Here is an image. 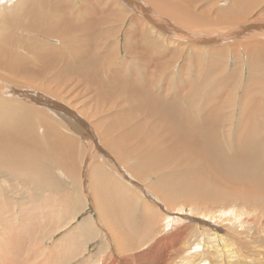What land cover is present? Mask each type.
I'll list each match as a JSON object with an SVG mask.
<instances>
[{"label":"rangeland","instance_id":"rangeland-1","mask_svg":"<svg viewBox=\"0 0 264 264\" xmlns=\"http://www.w3.org/2000/svg\"><path fill=\"white\" fill-rule=\"evenodd\" d=\"M80 1L82 2L83 0H79L76 6L74 3H71V6H68L67 4L64 10L69 9V12L71 10L77 12V6L80 5L81 8L78 11L80 12L79 15L82 14L85 20L88 18L87 22H89L88 24L92 28V30L90 28L92 33L89 32L91 33L89 34V39H91V41L86 42L87 44L85 43L86 49L82 48L85 52V59L83 60L85 61L84 69L88 68V73L83 72V77L82 75L79 76L81 73L76 72V69L74 68L72 74L73 79H71L74 88L68 90L69 92L67 95L66 93H63L64 99L54 98L55 102L57 101L56 104H59L58 106L62 107H60L61 111L64 107L65 111H62L61 113L66 115L65 118H67L69 124H71V126L67 125V120L65 121L66 124L63 123L64 127H61V131L64 133V137L61 138V141L58 140V148L55 149V151H58L56 152L57 156L54 155V157H56L59 161H57V167L52 170V173L56 183L51 188L43 185L37 190H35L34 186H23V194L19 195L18 198H15L13 193L16 190H10V187L17 189L12 180L10 179L11 181L5 182L2 180V177H0V185L5 186L3 189L4 193L14 198L10 199L9 202L6 201L1 204L2 208H5L7 212L4 211L5 216L2 220H0V224L2 226H0V228L3 229L4 227L3 230L1 229L3 232L0 230L2 235L0 236L3 239L0 240V242L5 248L8 247V245L5 244V242L9 241L6 239L8 235L4 239V233H10L11 236H15L16 238L14 242L17 243L16 245L18 246V249H16V247L8 248L9 253L7 255V261L9 264L12 263L11 257L14 256V254H16V256L19 254L17 257L19 258L20 263L18 264H46L47 262L48 264H57L59 261V264H101L102 262H104V264L105 262L106 264H149L146 260H144V257H141L146 251H149L146 252L145 255L151 259V263L157 264L159 263L157 257L160 253L155 249V243H153L154 237L150 233V225L152 221L163 220V218L168 214L169 208L171 218L173 219L172 222H176L179 225L172 227V229L170 228L167 234L164 235H167L168 237L170 233H172V236L175 232L178 233L181 229H185L186 236H189V230L195 228L196 226L200 227L206 224L208 225L206 226L207 228L213 227L208 223L212 221L210 220L208 214L210 209L211 211L219 210V215L223 217L229 209L238 206L243 207L245 205V202L242 200H237V202L233 205H212L211 202L213 201V196L211 193L217 191L216 193L230 194L232 187L239 185L243 186V189H245V187L247 188L253 186L257 189V191L264 195V185H257L255 181H251L249 183L246 182L247 177L252 176L256 169L249 166L246 167V165H243L244 162L242 161L239 162V160L244 157L237 150V146L240 144L239 142L242 141L240 137H243L242 134H237L238 130L240 129L241 131L242 128L245 127V120L244 118L242 119V117H245L246 119L247 117H249L248 119L251 117L249 121H246V125L250 124V126L247 125L246 128L248 130H253L251 131L253 132L252 134H256L257 130L255 127L264 122V92H262L264 91V80L260 81L257 85H250V88L257 86L255 88L256 91L259 89L258 85L263 84V87H261L256 93V95L259 93L257 96H255L254 91H245V86H247L248 81L247 69L249 67V59L247 54L248 51L245 48L246 44H242V42L246 40L249 42V40L256 34L263 32L264 23H243L242 18L244 21V18L248 15H252L253 13L256 14L252 15V17H261V15L264 16V0H255L257 2L255 4L252 3L253 0H245L246 3L244 2L245 4L243 3V5L237 2V5L234 8L230 7L232 6L230 4L234 2L233 0H211V3H214L213 5H210V0H191L192 7L183 8V17H185L184 21H187L188 23L189 20L192 24H195V27L202 28L204 31H196L191 28H183L182 31L176 29L178 30L176 32L180 34L177 36H181L180 40L183 43L177 47H173L174 45L164 42L162 37H156L157 34L153 32L146 23L148 21L147 19H149V21L152 20L153 22H160V19L163 18L162 16L164 15V32L166 33V31H168L169 33L171 30L174 31V27L173 29L172 27H168L169 29L166 28V25L170 23V21L168 20V23H166V15L163 12L160 13V9L158 10V6H160V4L162 6L164 0H162V3H157L159 0H84L81 4ZM134 2L136 8L133 6ZM192 3L194 5H192ZM205 4H207V6ZM215 4L216 7L214 6ZM121 5L125 7V9L121 7ZM139 5L143 7H140ZM204 5L207 8H205ZM145 6L146 8L148 7V11ZM82 7L86 8H83L82 10ZM196 7H199L200 9L198 10ZM208 7L211 11L213 9L214 17H210L209 15L204 17V15L209 13ZM90 8H92V10ZM128 8L129 10H127ZM85 9H87V11ZM138 9H140V11ZM143 9L146 10L144 11ZM189 9L192 10L194 15L191 14V12L189 13ZM193 9L197 10L193 11ZM215 9L216 12H214ZM201 10L203 11L201 12ZM235 10H237L236 13ZM141 11L143 12L141 13ZM197 11L200 12L198 13ZM211 11L210 13H212ZM195 12H197L198 15H195ZM229 12H231L230 15ZM248 12L250 14H248ZM145 15H148L149 18H145ZM225 15H227V18ZM131 16L133 17V20L131 19ZM240 16L241 18H239ZM74 17H71L70 20L76 21V18ZM215 17H217V20L220 19H218V17H223L221 19L222 22L227 20L229 25L228 23H224L228 25V28L226 27V30L221 31L219 29L223 26H220L219 29H217L218 31H215L214 33L208 32L206 30L208 26L211 29L218 28L215 23ZM231 17L235 20L241 19V22H237L238 25L236 23L232 24L234 19ZM197 18H199V21ZM262 18L264 19V17ZM200 20H203V22ZM208 22H212V24L209 25ZM150 23L153 25L152 22ZM140 24L144 25L141 26ZM203 24L205 28L203 27ZM143 26H145V28ZM127 28L130 30L126 32ZM141 28H144V31L143 29L141 30ZM261 28H263L262 31H259ZM188 30H191L192 33H186ZM124 33L128 34L126 35ZM198 34L199 36H197ZM124 36L127 37L125 38ZM108 37L109 39H107ZM209 37L217 38L211 39ZM193 41H195V43ZM115 43L118 47L117 45H114ZM182 45L183 48L185 46L184 49L181 48ZM60 46L61 43L57 45L56 51L60 48ZM113 49L114 51L116 50L115 53ZM259 50L261 51L258 53L260 59L254 57V63L258 67L256 70L259 76L264 77V72H262L261 69V67L264 66V54H262L264 53V47H258L257 50L254 49L253 52L256 53ZM77 60L79 61V57L76 55L74 63H71L72 67L81 65L80 61L75 63ZM107 69H109L108 72ZM110 69L112 71H110ZM107 73H109V75ZM85 74L87 77L84 76ZM102 77H104L105 80ZM111 77L114 78V80L110 81L112 79ZM99 78H101V80H99ZM132 83L133 85H136L134 87L136 92L134 88H132ZM103 84L109 89L104 87ZM112 85L114 88H112ZM129 86L132 87L130 88ZM141 90H143V92H141ZM128 91H132L133 93H128ZM149 91L151 95L149 94ZM166 91H168V93ZM245 92L246 103L252 102L255 98L256 102L254 101V103H257V107L259 106L260 110L258 111L255 104H250L252 108L256 109V112L254 113L255 115L248 116L249 112H246V110L251 108L249 104L244 102ZM260 92H262V94ZM99 93L102 94L99 95ZM142 93L145 94V97ZM260 94L262 96H260ZM146 97L149 98L150 101H148L149 99ZM140 102H143V105L145 106H143ZM243 103L248 109L243 107ZM151 105L154 106L152 107ZM157 105L159 107H156ZM166 107H168V109ZM241 107L244 109L242 110ZM159 110L162 113V110H165L166 112L165 114H159ZM68 113L71 114V116L73 115L72 118H74V120H72L71 117H68ZM243 114L245 115L243 116ZM162 115H165L167 120ZM156 118H158L157 122H155ZM163 119L166 120L165 122L167 124H170V122L177 123V120L178 123L179 121H189L196 127L200 124L208 130V133H206L207 135L205 134L202 136L204 138H199V149L205 151V157H208L203 163L204 166L197 162V154L192 156V159L197 162L194 166L193 164L188 165V161H185V165L187 166V171L185 172L191 177L194 176V179L199 178L197 180L195 179V181H197V186H200L201 188H196V190L193 191L192 189L194 185H192L190 192H178L176 199L177 204L173 205V208L167 205L162 200L163 198H159L158 192L161 187L156 185L158 176L155 174H152L149 177L146 176L147 172H149L153 166L145 162L148 156L143 155V153L147 154L153 146L157 149L169 151L174 150L179 146L178 141L175 140V136H159L160 133H156L155 136H152L151 134V139L149 137L146 138V140H143L142 137H139L138 135V133H145L147 129L151 127V124L155 125L160 121L163 124ZM174 119L176 120L174 121ZM211 120L212 123L216 122V125L219 126L220 130H218L219 128L217 126L215 130L209 131V126L212 125ZM240 120L244 121L241 122ZM250 121H252L255 126L251 124ZM229 123L234 130L232 134L228 135L224 130L226 129L227 131ZM104 126L112 129L111 132L109 129L107 130L108 133L101 131L105 128ZM134 127H144V129L140 132H138V129H129ZM198 130L199 129L197 128V131ZM246 132L247 130L243 134H246ZM71 135L75 137H71ZM106 135H108V137ZM144 136H146V134ZM154 137L155 139L157 138V140L154 141ZM159 138L160 141L158 140ZM72 141L73 143H70ZM147 142L148 144L150 143V146ZM246 142L247 140L245 141V144ZM108 143H111V145ZM89 144L95 146V151L92 152V150H90ZM158 145L160 147H158ZM224 151L230 156H235L238 160L237 163L241 164L242 167L238 165V167H234L232 169L230 163L228 162L227 165H224V168H221V165L223 164L220 160L222 157L226 156ZM221 153H223L224 156ZM207 154L210 155L208 156ZM215 157H217V160ZM177 158L178 157L176 156L172 158L173 162H177ZM181 163L182 162L179 164ZM215 164L217 165V168ZM134 165L137 169L130 168ZM184 166L175 168L174 165L170 169H161V172L166 174L174 171L176 172L175 178L183 179V175L180 171L184 168ZM235 173L236 175L231 181V177L229 178L228 174L234 175ZM175 178L170 183V187L176 183ZM222 179L224 182H222ZM240 181H242V184H240ZM109 184H111V186ZM169 189L163 192L167 193ZM116 191L118 193L120 191L119 196L120 198L121 196L123 198L121 201L117 198ZM197 195L199 198H197ZM100 198H102L103 201H98ZM170 202L173 203L174 201ZM197 202L203 203V207H199L197 210L195 206H193L194 212L189 213L188 204L191 205ZM253 203H256V201L253 200ZM247 206L245 205V208H247ZM252 206L254 205L252 204ZM252 206L249 205L248 207ZM257 206H260V202H257ZM99 207H101L102 210H100ZM179 207L185 210H181ZM10 209L11 211H9ZM141 211H143V213ZM121 212L123 213L121 214ZM14 219L15 221H13ZM10 230L14 232V235H12L13 232H9ZM113 232L114 234H112ZM117 232L119 238L122 240L124 238L125 244L122 243V245L124 244V246L129 249L128 252L124 253L121 246L119 247L116 241V238L118 237H114ZM161 235L159 236V239L164 236L163 234ZM258 238L260 239L261 237ZM262 239V242L264 243V238ZM133 241L134 243H130ZM146 242L148 244H146ZM182 243L180 245L182 247L184 246L183 248H186L187 244ZM127 245L130 246L127 247ZM259 248L264 249V246L258 247V249ZM149 249H152L151 251L153 255L150 254L151 251ZM165 249H167L166 251L173 250L171 247H165ZM186 249L183 250V252H185ZM258 249L256 248L254 251ZM262 249H260L262 253L260 252L256 258L261 262V264H264V250ZM148 253L150 255H148ZM154 254H156L157 257H155ZM1 255L2 250H0V256ZM47 255L51 259H48ZM178 255L176 256L178 257ZM172 262L175 264H181L179 263V259L176 260V257Z\"/></svg>","mask_w":264,"mask_h":264},{"label":"bare ground","instance_id":"bare-ground-1","mask_svg":"<svg viewBox=\"0 0 264 264\" xmlns=\"http://www.w3.org/2000/svg\"><path fill=\"white\" fill-rule=\"evenodd\" d=\"M78 1L79 0H0V177H2V180H4L5 182L12 180L13 184L18 189L17 190L14 187H10V190L11 189L16 190L13 193V196L15 198H18L19 195L23 194L22 193L23 192V189H22L23 186H26V185L32 186V187L34 186L35 190H37L43 185H46V187L51 188L56 183V181L53 177V173H52V170L57 167V161H59L56 157H54V155L57 156L56 152L58 151V150L55 151V149L58 148V144H57L58 140L61 141V138L64 137L63 136L64 133L61 131V127L62 126L64 127L63 123H65L67 118H65L66 115L61 113L62 111H65L64 107L61 111L62 107L60 106L61 107L60 108L58 106L59 104H56L57 101L55 102L54 98H60V99L63 98L64 99L63 93H66V95H67V93L69 92L68 90H71V88H74L73 82L71 80V79H73L72 74H73L74 68L76 69V72L81 73V74H79V76L82 75V77H83V72L88 73V68L84 69L85 61H83V60L85 59L84 58L85 52L83 51L84 49L82 50V48L86 47V44H87L86 42L91 41V39H89V34H91L92 31H90L91 26H89V24H88L89 22H87L88 18L85 20L83 18L84 16L82 14L79 15L80 12H78V11L81 8L80 5L77 6V8H78L77 12H75L74 10H71V9H70L71 10L70 12H69V9L64 10V8L67 4H68V6H71V3H74V5L76 6ZM159 1H161V2H159ZM159 1L157 3H162V0H159ZM233 1L234 2L232 4H230V5H232V6H230L231 8L232 7L234 8L237 5V2L242 4V5L244 2L246 3L245 0H233ZM82 2L80 1V4ZM191 2H192L191 0H164L163 1L164 4L162 3V6H161V4H160V6H158V10L160 9L159 11H161L160 13L163 12L166 15V19H167L166 23H168V20L170 21V23H168L166 25L167 26L166 28L172 27V29H173V27H174L175 28L174 31L171 30V31H169V33H168V31H166L167 34L164 32V28H163L165 26L163 23L164 22V15L162 16L163 18L160 19V22L159 21L153 22L152 20L149 21V19H147L148 21L146 23L148 24V27L150 29H152V31L157 34L156 37H162L164 42L169 43L170 45H174L173 47L180 46L183 43L180 40L181 36L180 37L177 36L180 34H178V32H176V31H178V30L182 31L183 28L184 29L185 28L186 29L191 28L192 30L195 29L196 31H198V30L202 31L203 30L202 28L195 27V24L194 23L192 24L189 20H188V23H187V21H184L185 17H183V15H184L183 8L192 7ZM89 3H91V2H89ZM125 3H127V2H125ZM210 3H211V0H210ZM252 3L255 4L257 2L255 0H253ZM133 4H134L133 6H135V2ZM138 4H139V2H138ZM207 4H208V2H207ZM207 4H205V5L207 6ZM213 4L211 3L210 5H213ZM144 5H146V4H144ZM192 5H194V4L192 3ZM205 5H204V7H205ZM214 6L216 7V4ZM214 6H213V9H214ZM100 7H101V5H100ZM121 7H123V6L121 5ZM140 7H143V6H140ZM83 8H86V7H82V10H83ZM123 8L125 9V7H123ZM135 8H136V6H135ZM145 8H146V6H145ZM196 8H198V10L200 9L199 7H196ZM205 8H207V7H205ZM211 8H212V6H211ZM90 9L92 10V8H90ZM209 9L210 8L208 7V10ZM213 9H212V11L207 10L209 13H207V15H204V17L208 16V15L210 17H214L213 16V14H214ZM85 10L87 11V9H85ZM127 10H129V8ZM138 10L140 11V9H138ZM194 10L196 11L197 9H193V11ZM237 10H235V13ZM147 11H148V9H147ZM202 11L203 10H201V12ZM210 11L212 13H210ZM142 12L143 11H141V13ZM190 12H191V14H193L192 10H190L189 13ZM197 12H195V15H198ZM214 12H216V9L214 10ZM133 13H134V11H133ZM230 13L231 12H229V15H230ZM191 14H189V15H191ZM248 14H250V13L248 12ZM254 14H256V13H253L252 15H254ZM218 15H219V13H218ZM252 15H248L246 18H244V21L242 18V22L243 23L256 22V24H257V22L259 24L264 23V19L262 18L264 16L261 15V17H258V16L252 17ZM225 16L227 18V15H225ZM71 17L76 18V21H73V20L71 21L70 20ZM144 17L149 18L148 15H145ZM187 18H188V16H187ZM222 18L218 17L219 20H217V17H215V19H216L215 23H216V26L218 28L211 29L208 26V28L206 30L208 32L214 33L215 31H218L217 29H219L220 26H223V27L222 28L220 27L219 30H221V31L226 30L225 28L226 27L228 28L229 23L227 22V20L222 22L221 21ZM231 18H233V17H231ZM239 18H241V16ZM131 19L133 20V17ZM197 19L199 21V18H197ZM240 20L234 19V21H232V24L233 23L237 24V22L238 23L241 22ZM200 21L203 22V20H200ZM150 22H152L153 25ZM224 22L228 23V25L225 24ZM208 24L211 25L212 22H208ZM142 25H144V24H142ZM230 25H231V23H230ZM131 26H133V25H131ZM143 27L145 28V26H143ZM203 27H204V24H203ZM259 27H263V26H259ZM144 28H141V30L143 29V31H144ZM196 28H198V29H196ZM236 28H237V26H236ZM135 29H137V28H135ZM176 29H178V30H176ZM243 29H245V28H243ZM262 29L263 28H261V30H259V31H262ZM91 30H92V28H91ZM129 30L127 28L126 32ZM89 32H91V33H89ZM132 32H133V30H132ZM188 32L192 33L191 30H188L186 33H188ZM142 33H144V32H142ZM124 34H126V33H124ZM197 36H199V34ZM224 36H226V35H224ZM207 37H206V39H207ZM213 37H209V38L212 39ZM192 38H193V36H192ZM216 38H213V39H216ZM107 39H109V37ZM119 40H120V38H119ZM193 42L195 43V41H193ZM59 43H61V46L56 51L57 45H59ZM244 43L246 44L245 48L248 51L247 54H248V59H249V67L247 69L248 70L247 71L248 81H247V86H245V91H254L255 96H257L259 93L257 95H256V93L260 90L261 87H263V84L258 85L259 89L256 91H255V88L257 86L254 88H250V85L259 84L260 81L264 80V77L259 76V74L257 73V70H256L258 67L254 63V57L260 59L258 53L261 51L259 50L258 52L254 53L253 50L254 49L257 50L258 47H262V46L264 47V30H263V32H260V34H256L255 36H253L249 40V42H248V40L242 42V44H244ZM114 45H117V44L115 43ZM196 45H198V44H196ZM254 46H255V48H254ZM117 47H118V45H117ZM181 48H183V45L181 46ZM184 48H185V46H184ZM197 49H198V47H197ZM113 51H114V49H113ZM115 51H114V53H115ZM176 51H177V49H176ZM179 53H180V51H179ZM262 54H264V53H262ZM76 55L79 57V61H80L81 65H79L77 67H72L71 63L72 62L74 63V59H75ZM71 58H72V61H71ZM79 61L77 60V61H75V63L79 62ZM98 68H97V70H98ZM261 69H262V72H264V66H262ZM108 71H109V69H107V72ZM110 71H112V70L110 69ZM107 74L109 75V73H107ZM99 75H101V74H99ZM84 76L87 77L86 74ZM226 77H227V75H226ZM62 78H64V79H62ZM102 78H104V77H102ZM58 79H61V80H58ZM99 80H101V78H99ZM104 80H105V78H104ZM108 80H109V77H108ZM108 80H106V81H108ZM112 80H114V78H112L110 81H112ZM97 81H98V79H97ZM80 82H81V79H80ZM98 83H101V82H98ZM78 84H79V80H78ZM115 84H117V83H115ZM157 84H158V82H157ZM74 85H76V84H74ZM103 86H104V84H103ZM132 86L131 87L134 88L136 85L135 84L133 85V83H132ZM104 87L108 88L107 86H104ZM76 88H77V86H76ZM112 88H114L113 85H112ZM101 89H104V88H101ZM134 90L136 92L135 88H134ZM146 90H147V88H146ZM141 92H143V90H141ZM163 92H165V91H163ZM166 92L168 93V91H166ZM262 92H264V91H262ZM262 92H260V93L262 94ZM128 93H133V92L128 91ZM100 94H102V93H99V95ZM149 94H150V91H149ZM261 94H260V96H262ZM75 95H77V94H75ZM142 95H144V97H145V94L142 93ZM150 95H147V96H150ZM260 96H259V100H260ZM153 97H151V98H153ZM244 97H245L244 102L246 103V92H245ZM139 98H140V96H139ZM235 98H236V96H235ZM138 99H136V100H138ZM147 99H149V98H147ZM148 101H150V99ZM254 101H255V98L252 102H247L246 104H249V106H250V104L251 105L255 104ZM129 102H130V100H129ZM143 102H140V103H142V105H143ZM156 103H157V100H156ZM171 103H172V101H171ZM144 104H146V103H144ZM242 105H243V107H245L244 103ZM256 105H257V103L255 104V107H257ZM258 105H259V102H258ZM143 106H145V105H143ZM156 107H159V106L157 105ZM166 108L168 109V107H166ZM245 108L248 109L247 107H245ZM250 108L251 109H248V110L245 109L247 113L249 112L248 113L249 115L248 114L247 115L248 116L255 115L254 113L256 112L255 111L256 109L252 108L251 106H250ZM257 108L259 111L260 110L259 106ZM243 109L244 108H242V110ZM160 110H159V114L162 113V112H160ZM154 111H156V110H154ZM162 111L165 114L166 111L165 110H162ZM67 112H69V111H67ZM150 112H151V110H150ZM172 113H174V112H172ZM217 113H219V112H217ZM150 114H149V116H150ZM210 115H212V114H210ZM244 115L245 114H243V116ZM247 115H246V117H247ZM72 116H71V114L68 115V117H71V119L74 120V118H72ZM163 117L166 119L165 115ZM129 118H131V117H129ZM167 118H169V117H167ZM243 118L245 120V122H244L245 127L242 128L240 126L242 128V130L240 131V129H239L238 133L236 132L237 134L243 135V137H240L242 139V141L239 142L240 144L237 146V150L243 155L244 158L240 159L239 162L242 161V162H244L243 165H246V167L249 166V167H253L256 169L255 172L252 174V176L247 177L246 182L249 183L251 181H255V183L257 185H264V150H263V148H264V122L257 125L255 127V129L257 130V133L252 134L253 132H251V131H253V130H251V129L248 130L246 128V126L248 125V124L246 125V121H249L251 119V117H250V119H248L249 117H247L248 120L245 117H242V119ZM157 119L158 118H156L155 122H157ZM218 119H220V118H218ZM166 120L163 119V124L161 123V121L159 122L160 124L159 123H157L155 125L151 124V127H149L145 133H138V135H139V137H142L143 140L144 139L146 140V138H149L151 136V134H152V136H155L156 133H160L159 136L160 135L175 136V138H176L175 140L178 141L179 146L176 147L174 150L169 151V150H164V149H157L155 146H153L151 148V150H149L147 152V154L143 153V155L148 156V158L146 159L145 162L147 164L153 166V168L149 172H147L146 176L149 177L152 174H155L158 176L157 180H156V185L161 187L159 192H158L159 198L160 197L163 198L162 200L167 205H169L171 208H173V205L177 204L176 199H177V195H178L177 193L178 192H183V193L190 192L192 185H194V187L192 189L193 191H195L196 188H201L200 186H197V184H196L197 181H195L196 178L194 179L193 178L194 176L191 177V176H189V174H187L185 172V171H187V166L185 165V161L186 160L188 161V165L193 164V166H194V164L197 162L201 163L203 165L205 160H207L208 157L207 158L205 157V151L199 149L200 148L199 138L200 139L204 138L202 136L205 135L206 133H208L207 132L208 130L205 127L201 126L200 124H198L196 127L193 123H190L189 121H183V122L179 121V123H178V120H177V123L176 122L171 123L170 121H168V122H170V124L169 123L167 124L165 122ZM175 120L176 119H174V121ZM244 120H242V121H244ZM133 121H134V119H133ZM250 122H251V124H253L252 121H250ZM250 122H248V123H250ZM211 123H212V120H211ZM67 125L71 126V124H69L68 120H67ZM105 125H106V123H105ZM106 126H104L105 128L101 131H105V133H108L107 130L109 129L111 132L112 129H110ZM217 126L218 125H216V122L212 123V125L209 126V129H210L209 131L215 130V128ZM248 126H250V124ZM197 128L199 129L198 131H197ZM218 128H219V126H218ZM129 129L130 130L138 129V132H140L142 129H144V127H134V128H129ZM245 129L247 130L248 133L246 132V134H243L246 131ZM126 130H128V129H126ZM218 130H220V128ZM233 130H234L233 127H231L230 123H229V128L227 129V131H226V129L224 131L227 132V134L229 135V134H232ZM239 131H240V133H239ZM73 132H75V131H73ZM143 134L144 135L146 134V136H144ZM227 134H225V135H227ZM234 134H235V132H234ZM212 135H215V134H212ZM69 136H70V134H69ZM106 136L108 137V135H106ZM157 136H158V134H157ZM198 136H200V137H198ZM71 137H75V136L71 135ZM109 137H110V135H109ZM67 138H69V137H67ZM104 138H105V136H104ZM216 138H219V137H216ZM150 139H151V137H150ZM155 140H157V138L155 139V137H154V141ZM158 140L160 141V138ZM246 140H247V142L245 144ZM73 141L70 143H73ZM113 142H115V141H113ZM126 142H128V141H126ZM144 142H146V141H144ZM70 143H69V145H70ZM212 143H214V142H212ZM236 143H238V142H236ZM147 144H148V142H147ZM109 145H111V143ZM148 145L150 146V143ZM89 146H90V150H92V152L95 151L94 145L89 144ZM70 147H72V146H70ZM158 147H160V146L158 145ZM120 151H122V150H120ZM118 153H120V152H118ZM210 153H211V149H210ZM224 153L226 154V156H224V154L221 153L224 156L220 160L221 163L223 164V165H221V168H224V165H227L228 162L230 163L232 169L234 167H238V165L242 167L241 164L237 163L238 160L235 156H230L225 151H224ZM129 154L132 155L131 153H129ZM194 154L195 155L197 154V157H196V158H198L197 162L192 159V156ZM116 155H118V154H116ZM175 156L178 157L177 162H173V160H172V158H174ZM215 158L217 160V157H215ZM180 162H182V163L179 164ZM71 165H72V163H71ZM174 165H175V168L185 165L184 168L180 171L183 175V179L175 178L176 172H174V171L168 172L166 174H163L161 172V169H165V168L170 169ZM136 166H137V164H136ZM136 166L134 165L133 167H130V168L131 169H137ZM215 166L217 168L216 164H215ZM194 168H196V167H194ZM199 171H202V170H199ZM106 175H108V174H106ZM190 175H191V172H190ZM228 175H229L228 176L229 178L231 177V181H232L233 180L232 178L236 175V173L234 175H230V174H228ZM139 176H141V175H139ZM174 178L176 180V183L170 187L169 185ZM213 178H215V177H213ZM197 179H199V178H197ZM222 182H224L223 179H222ZM236 182H238V181H236ZM243 182H244V180H243ZM240 184H242V181H240ZM109 185L111 186V184H109ZM1 187H3V188H1ZM84 187H85V184H84ZM4 188H5V186L0 185V220H2L4 218L5 212H7V210L5 208H2L1 204L6 202V201L9 202L10 199H14V198L6 195V193H4V191H3ZM168 189H169V191L167 193L163 192V191H166ZM245 189H243V186H239V185L233 186L230 194H228V193H226V194L216 193L217 191L213 190L215 192L211 193V195L213 196V201L211 202L212 205H220V204H222V205L223 204L233 205V204H235V202H237V200L238 201L242 200L243 202H245L246 206L247 205L252 206V204L254 205L252 207L247 206V208H245V205L243 207H239V206L233 207V208L229 209L227 211L226 215L223 217L219 215V210L211 211V209H210L208 214H209L210 220H212V221H210L208 223L211 224L214 228L213 227L207 228L206 226H208V225L205 224V225H202L200 227L196 226L195 228L189 230V232H188L189 236H186V232H185L186 230L185 229H183V230L181 229L180 231H178V233L175 232V234H173L172 236H171L172 233H170V235L167 237V235H164V234H167V232L170 230V228L172 229V227L179 225L176 222L175 223L172 222L173 219L171 218V214L169 211L170 208L168 210V214L163 218V220L152 221V223L150 225V233L154 237L153 243L156 244V245L154 244L155 249L157 252L160 253L158 257L156 256V254H154L155 257H157L158 262H159L157 264H175L174 262H172L175 257H176V260L179 259V263H181V264H261V262L256 258V256H258V254H260V252L262 253V251H260V249H262V248L258 249V247L264 246V243L262 242L263 241L262 238H264V195H262V193L257 191V189L253 186H250L247 188L245 187ZM120 191H119V193L116 191L117 192L116 196L121 201V199H123V198H122V196H121V198L119 196ZM107 197H109V196H107ZM197 198H199L198 195H197ZM100 199H102V198H100ZM100 199L98 201H103V199L102 200H100ZM187 199H189V198H187ZM253 200H255L256 203H253ZM170 201H174V202L172 203ZM96 202H97V200H96ZM257 202L258 203L260 202V206H262V207H260V206L258 207ZM188 205H189V213L194 212L193 206H195V208L197 210L199 209V207H203L202 206L203 203H201V202L193 203L191 205L188 204ZM132 206H133V204H132ZM99 208H100V210H102L101 207H99ZM179 208L181 210H185L181 207H179ZM105 209H103V210H105ZM9 211H11V209ZM115 211H117V210H115ZM171 211H174V210H171ZM123 212H121V214ZM141 212L143 213V211H141ZM107 213H108V211H107ZM103 216H104V214H103ZM13 221H15V219ZM179 222H181V221H179ZM17 224H19V223H17ZM15 225H16V223H15ZM0 226H1V224H0ZM178 227H176V228H178ZM1 229L2 228H0V230ZM3 229H4V227H3ZM6 232H7V230H6ZM9 232L12 233L13 231L10 230ZM16 233H18V232H16ZM112 234H114V232ZM161 234H163L164 236L159 239V236ZM0 235H1V233H0ZM3 235H5L4 239L8 235V237L6 239L9 240L10 242L9 241L5 242V244L8 245L7 248H5L2 245V243L0 242V250H2V255L0 256V264H9L7 261V255L9 253L8 248L9 247H11V248L16 247V249H18V246L16 245L17 243L14 242V240L16 239L15 236L14 237L11 236L10 233H4ZM12 235H14V232ZM114 237H118V238H116V241H117L119 247L121 246V248L123 249L122 251H124V253L128 252L129 249L124 246V244H125L124 238H123V240L121 238H119L118 232L115 233ZM258 237H261V238L259 239ZM17 239H19V238H17ZM153 239H152V241H153ZM0 240H3L2 237L0 238ZM7 240H5V241H7ZM3 243H4V241H3ZM122 243H124V244L122 245ZM130 243H134V241L130 242ZM181 243L187 244L188 248L189 247L190 248L188 249L187 246H186L187 249L183 248L184 246L182 247L180 245ZM146 244H148V243L146 242ZM146 244H144V245H146ZM129 246L130 245H127V247H129ZM148 246H147V250H148ZM165 247H171L173 250L172 251H166L167 249H165ZM149 248H150V246H149ZM256 248L258 250L254 251V249H256ZM185 249H186V251L183 252V250H185ZM262 250H264V249H262ZM146 252H149V251H146ZM145 253L141 257H144V260H146L147 263L154 264V263H151V259H149L147 257V255H145ZM180 253H182V254H180ZM150 254H152V251ZM150 254L148 253V255H150ZM176 255H178L179 258ZM17 256H16V254H14V256L11 257V259H12L11 264L20 263V260ZM47 257H48V255H47ZM150 258H152V257H150ZM48 259H51V258L48 257ZM103 260H101V261H103ZM140 260H142V259H140ZM58 261H59V259H58ZM59 263H60V261L57 264H59ZM102 263L104 264V262H102ZM46 264H48V262ZM105 264H106V262H105ZM176 264H178V263H176Z\"/></svg>","mask_w":264,"mask_h":264}]
</instances>
